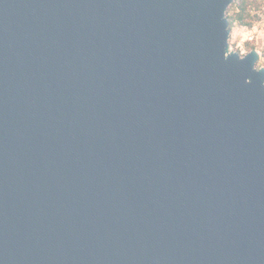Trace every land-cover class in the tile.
<instances>
[{
    "label": "water",
    "instance_id": "obj_1",
    "mask_svg": "<svg viewBox=\"0 0 264 264\" xmlns=\"http://www.w3.org/2000/svg\"><path fill=\"white\" fill-rule=\"evenodd\" d=\"M233 2L0 0V264H264Z\"/></svg>",
    "mask_w": 264,
    "mask_h": 264
},
{
    "label": "clouds",
    "instance_id": "obj_2",
    "mask_svg": "<svg viewBox=\"0 0 264 264\" xmlns=\"http://www.w3.org/2000/svg\"><path fill=\"white\" fill-rule=\"evenodd\" d=\"M249 14L258 17L250 27L248 25L234 24L231 30L227 29L228 50L224 52V59L227 60L236 56L240 61H244L248 51L244 45L251 40H256L258 43L264 41V0H259V6H254ZM258 51L264 53V44L261 45ZM251 70L255 73L264 72V54H261L258 61L252 64ZM246 83H252L250 77L246 79Z\"/></svg>",
    "mask_w": 264,
    "mask_h": 264
},
{
    "label": "trees",
    "instance_id": "obj_3",
    "mask_svg": "<svg viewBox=\"0 0 264 264\" xmlns=\"http://www.w3.org/2000/svg\"><path fill=\"white\" fill-rule=\"evenodd\" d=\"M256 5L255 0H234L233 4L227 11L230 29L234 24L241 26L248 25L249 27L258 18L249 14L250 10ZM252 48L251 50H253Z\"/></svg>",
    "mask_w": 264,
    "mask_h": 264
},
{
    "label": "rangeland",
    "instance_id": "obj_4",
    "mask_svg": "<svg viewBox=\"0 0 264 264\" xmlns=\"http://www.w3.org/2000/svg\"><path fill=\"white\" fill-rule=\"evenodd\" d=\"M255 1H256V5L255 6H259V0H255ZM256 18H258V17H256ZM262 44H264V41H261L260 43H258L256 40H251V41L247 42L244 45V47L248 49L247 54L252 51L251 50L252 48H254L253 50H256L259 53V56H260L261 54H264L261 51H258V49L261 48Z\"/></svg>",
    "mask_w": 264,
    "mask_h": 264
}]
</instances>
